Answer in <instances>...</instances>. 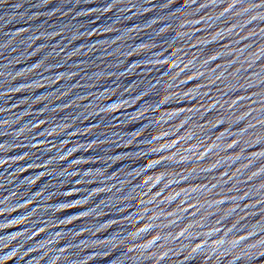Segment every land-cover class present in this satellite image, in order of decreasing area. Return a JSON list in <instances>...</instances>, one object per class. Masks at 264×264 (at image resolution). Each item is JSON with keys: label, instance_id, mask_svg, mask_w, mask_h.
<instances>
[{"label": "water", "instance_id": "water-1", "mask_svg": "<svg viewBox=\"0 0 264 264\" xmlns=\"http://www.w3.org/2000/svg\"><path fill=\"white\" fill-rule=\"evenodd\" d=\"M264 264V0H51Z\"/></svg>", "mask_w": 264, "mask_h": 264}]
</instances>
